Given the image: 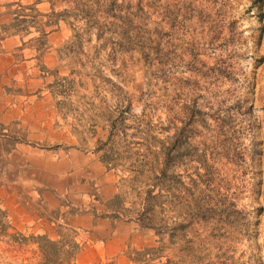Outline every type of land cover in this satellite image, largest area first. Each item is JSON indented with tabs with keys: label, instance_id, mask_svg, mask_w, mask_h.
I'll return each mask as SVG.
<instances>
[{
	"label": "rangeland",
	"instance_id": "1",
	"mask_svg": "<svg viewBox=\"0 0 264 264\" xmlns=\"http://www.w3.org/2000/svg\"><path fill=\"white\" fill-rule=\"evenodd\" d=\"M79 1L90 8L91 19L78 12L52 18L64 21L70 64L73 62V66L80 68L77 72L84 76L71 85L70 91L76 93H70L73 97L69 102L76 111L62 119L63 127L70 133L73 129L89 136L88 128L94 124L98 130L96 138L105 139L111 120L123 113L124 123L117 126L111 140L119 152L121 167L111 174L116 190L125 196L127 211L132 212L134 207L141 210L144 206V186L150 177L147 164L159 157L155 154L158 142L167 141L186 120L191 123L208 120L207 128L192 131V126L189 127V155L182 157L180 167L175 169L178 181L190 189L177 182L162 185L158 200L163 205L148 215L166 224L161 226L162 257L154 264H166L168 260L171 261L168 264L264 262V30L258 42L260 24L256 8L250 7V0ZM55 4L57 12L72 8L71 0H56ZM18 9L15 8L18 14H32ZM96 29L101 31L99 40ZM121 32H127L130 40L127 52L116 45ZM230 32L232 40L226 38ZM151 48L157 51L149 58L140 53ZM224 49L235 51L237 57L232 62L254 82V93L250 96L253 118L234 105L238 95L245 94L246 86L223 83L205 73V65L210 66L217 57L215 54L224 55ZM261 57L263 61L259 62ZM200 72L202 77L197 76ZM234 92L237 97L230 95ZM88 102H94L99 115L82 114L84 106H81ZM126 103L130 109L124 114ZM192 108L200 110L195 119ZM213 117L229 122L223 123L222 128ZM244 121L251 122L250 129ZM192 142L206 152L217 146L213 157L210 155L216 158L214 181L209 189L213 192L204 194L209 196L210 204L217 200L223 205L216 208L210 205L209 215L203 218L196 217L192 202V179H196L192 168L197 158L192 154ZM9 148L7 143L0 150L5 153ZM225 148L230 149L228 154L223 153ZM226 155L227 158L220 159ZM3 160L0 158V166ZM139 160L146 165L139 168L135 162ZM130 165L134 168L129 169ZM97 196L92 199L99 200ZM93 210L87 203L76 213H91L114 221L109 210L99 208L98 213ZM53 219L56 227L66 230L57 229V233L68 235L73 242L75 230L90 235L94 244L80 246L79 252L95 249L100 254L95 264H130V252L144 248H140L141 243L136 248L131 241L126 244L123 261L110 258L104 254V240L97 234L67 229L64 219ZM134 234L151 246H158L152 230L136 226ZM99 241L102 244H96ZM61 257L62 264H66L65 257Z\"/></svg>",
	"mask_w": 264,
	"mask_h": 264
},
{
	"label": "crops",
	"instance_id": "2",
	"mask_svg": "<svg viewBox=\"0 0 264 264\" xmlns=\"http://www.w3.org/2000/svg\"><path fill=\"white\" fill-rule=\"evenodd\" d=\"M55 1L0 0V147L17 142L9 152L0 150L4 158L0 208L10 226L8 235L0 238V264H42L37 245L14 243L10 235L47 234L61 242L64 235L57 229L66 230L56 227L53 218L64 219L67 229L94 232L104 240V254L123 261L128 242L136 248L138 243L140 248L154 246L134 234L133 222H108L91 213H76L87 203L96 213L99 208L108 210L106 204L117 188L112 170L100 162V153H94L106 141L96 138V126L90 125L89 136L63 127L62 119L76 111L69 102L71 85L84 76L70 64L64 21L49 17L52 9L57 12ZM19 5L34 7L39 13L38 24L48 38L42 48L33 27L18 32L14 28ZM83 106L82 114L99 115L94 102ZM96 194L99 200L92 199ZM99 259L100 254L89 249L77 253L72 263L95 264Z\"/></svg>",
	"mask_w": 264,
	"mask_h": 264
},
{
	"label": "trees",
	"instance_id": "3",
	"mask_svg": "<svg viewBox=\"0 0 264 264\" xmlns=\"http://www.w3.org/2000/svg\"><path fill=\"white\" fill-rule=\"evenodd\" d=\"M39 1V0H38ZM51 3L53 0H47ZM250 7H255L257 10L258 22L260 24V35L258 36V42L260 41L261 34L264 30V0H250ZM79 0H71L72 8L65 9L61 12H55L53 9L49 13V17H63L68 13L78 12V14L83 17L91 19V10L90 8L84 4L80 5ZM24 11H30L31 15H23V14H15L16 18L14 20V28L16 31H28L29 27H33L36 32H38L37 42L39 43L40 48L46 45L48 42L47 33L45 30L38 24L37 17L39 13L34 9V7L30 6H18ZM123 19V18H122ZM232 32V31H231ZM227 33L226 38L232 40L233 34ZM96 35L98 40L101 39V31L96 29ZM117 35V34H115ZM119 39L116 41V45L120 49V51L127 52L129 50L130 40L127 32H121L118 34ZM158 48V46H156ZM156 49H149L148 52H144L141 50L140 53L144 55L145 58H149L156 52ZM224 55L220 54L217 57L213 58L210 66L205 65L206 71L205 73H209L211 77H215L216 79H220L223 83L233 84L236 86H243L246 89L245 94L243 96L238 95L236 93H230L233 97H237L238 101L234 103L237 107L238 111H243V114L248 117L253 118V105L250 100V96L254 93V82L250 81L247 76L243 73L242 69L239 66H235L232 62L233 59H236L237 55L234 50L224 49ZM225 57V58H224ZM259 62L263 61V57L259 58ZM220 60V61H219ZM203 73L200 72L197 76L202 77ZM249 94V96H248ZM249 97V98H248ZM125 112L124 114L129 112L130 104H125ZM194 109V108H192ZM193 111V110H192ZM196 111V112H195ZM200 110L194 109V113L192 112V118L196 115L195 113H200ZM122 112L119 113V118L115 120H111V127L109 128L108 135L106 137V141L103 142L99 147L94 149V153H100V162L106 167L108 170H115L118 167H121L119 163L120 157L118 150L111 144V140L113 137V132H115L118 125H120L123 121ZM196 117V116H195ZM198 117V116H197ZM195 119V118H193ZM213 121L220 124L219 127L223 128V123H228L229 120H224V118L213 117ZM225 121V122H224ZM246 125H251V122H243ZM218 125V123H217ZM200 128L208 127V120H204L203 122H194L192 123L189 120H186L183 125L177 127L174 130V133L167 137V141H160L157 145V152H155L157 159L155 162L148 163V173L150 175L149 178L146 179V184L144 186V195L145 201L144 206L141 210H137L135 207L132 208V212L127 211L125 208V196L119 190H117L114 197L107 202V209L110 211V217L114 220H125L127 222H133L139 229H148L154 232L156 237V247H146L141 250H132L128 255V260L132 264H154L155 261L161 259L162 254V240L161 237V226L166 224H161L160 221H154L153 217H149L150 213H154V210L158 207H162L163 204L159 202L158 197L161 193V187L164 184H174L175 182L181 183V185L188 189V186H184V184L178 181L175 169L180 167L182 157L189 155L190 143H189V131ZM120 127V126H119ZM168 127H166L167 129ZM250 129V126L248 127ZM170 128H168L169 130ZM246 136H249L247 133ZM195 137V136H194ZM192 135V140H193ZM253 141V140H252ZM17 142H12L10 144V148L7 152H9L15 146ZM253 145V143H251ZM217 146H214L210 152H206L205 150L200 151L197 148V145L192 142V154L196 155V160L193 166V175L196 179H192V202L193 208L195 209L196 217L203 218L208 216V210L210 205L213 207H219L223 204L217 202V200H212L215 204H210L211 200H209V196H206L204 193L206 191L213 192V190H209L212 188V181H214L215 174V165L216 158H210L214 149ZM231 151L234 148H231ZM229 148H225L223 153L228 154L230 151ZM245 152L247 151L244 149ZM260 153V152H259ZM160 157H162L160 159ZM213 157V156H212ZM227 158L226 156L220 157V159ZM137 162L138 167H144L146 164L139 160ZM136 164V163H135ZM136 164V165H137ZM134 166L130 165L129 169H133ZM190 189V188H189ZM196 195V196H195ZM208 198V199H207ZM211 207V206H210ZM210 211V210H209ZM129 212L126 214L125 213ZM135 213V214H134ZM212 217V215H211ZM10 228L5 212L0 208V238H4L8 235V229ZM63 237L61 242L54 241L48 237L47 234H31L29 236H25L19 232H13L10 235V239L14 243L22 244V243H32L37 245L38 251L42 256V264H62V257H65L66 264H73L72 260L79 253L80 246L74 243L71 239H69L68 235ZM64 261V260H63ZM168 263L171 261L168 260ZM166 263V264H168ZM254 264H264L261 260L254 261Z\"/></svg>",
	"mask_w": 264,
	"mask_h": 264
},
{
	"label": "built area",
	"instance_id": "4",
	"mask_svg": "<svg viewBox=\"0 0 264 264\" xmlns=\"http://www.w3.org/2000/svg\"><path fill=\"white\" fill-rule=\"evenodd\" d=\"M73 239L74 243H76L78 246H82L84 244H94V242L90 239V235L82 230H75ZM96 244H102V241L96 242Z\"/></svg>",
	"mask_w": 264,
	"mask_h": 264
}]
</instances>
